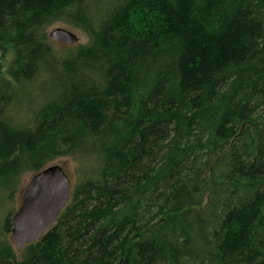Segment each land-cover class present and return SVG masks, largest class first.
<instances>
[{
    "label": "trees",
    "instance_id": "trees-1",
    "mask_svg": "<svg viewBox=\"0 0 264 264\" xmlns=\"http://www.w3.org/2000/svg\"><path fill=\"white\" fill-rule=\"evenodd\" d=\"M63 158L83 180L0 264H264V0H0V192Z\"/></svg>",
    "mask_w": 264,
    "mask_h": 264
},
{
    "label": "water",
    "instance_id": "water-1",
    "mask_svg": "<svg viewBox=\"0 0 264 264\" xmlns=\"http://www.w3.org/2000/svg\"><path fill=\"white\" fill-rule=\"evenodd\" d=\"M50 38L64 45L78 42L75 34L64 29L54 30ZM72 189L71 179L61 165H50L31 178L12 218L11 237L16 250L40 241L55 226L70 201Z\"/></svg>",
    "mask_w": 264,
    "mask_h": 264
},
{
    "label": "rangeland",
    "instance_id": "rangeland-1",
    "mask_svg": "<svg viewBox=\"0 0 264 264\" xmlns=\"http://www.w3.org/2000/svg\"><path fill=\"white\" fill-rule=\"evenodd\" d=\"M56 29H64L78 37V42L74 45L60 44L56 41H53L50 38V34ZM45 35L51 42V45L58 56H65L67 54H73L79 47L86 46L89 42V36L84 33L81 29L75 28L71 25L65 23H56L53 26L48 27L45 30ZM13 60V55L10 53L6 60L4 61L5 68H8ZM50 88V87H49ZM48 88V89H49ZM43 90V89H42ZM41 90V91H42ZM37 91L33 93V99H17L14 104L13 109L10 111L13 120L16 123L24 124L29 121L30 107L34 104ZM37 102V101H36ZM35 102V103H36ZM61 165L65 169L67 175L70 177L72 182V188H74L81 180H83L82 170L84 166H81V161L74 158H63L55 161L51 165ZM92 167L91 163H87ZM96 170V168H93ZM88 171V170H87ZM34 173H25L21 176L20 185L17 188V191L11 194L10 196L3 195L0 192V241H9L12 242L11 232L6 233L4 230L5 220L10 218L12 221L13 215L18 211L21 206L23 194L26 186L30 182L31 178L34 176ZM17 255H20L21 251H16Z\"/></svg>",
    "mask_w": 264,
    "mask_h": 264
}]
</instances>
